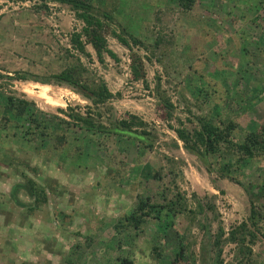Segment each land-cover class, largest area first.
Masks as SVG:
<instances>
[{"label": "rangeland", "instance_id": "obj_1", "mask_svg": "<svg viewBox=\"0 0 264 264\" xmlns=\"http://www.w3.org/2000/svg\"><path fill=\"white\" fill-rule=\"evenodd\" d=\"M93 1L111 14L115 33L122 27L148 46L156 38L163 41V54L159 46L150 48L151 55L133 48L149 58L143 60L148 89L131 81L128 50L112 35L106 34L105 41L115 59L103 54L99 63L85 45L88 60L69 44L70 33L83 27L72 12L52 2L41 8L39 0H0V115L5 116L7 97L25 100L39 121L48 122L51 115L62 119L55 129L66 138L65 149L47 158L25 142L29 121L0 132V264H119L121 256L131 264H158L149 256L150 246H163L161 259L171 261L180 243L194 254V264H217L209 245L218 227L224 233L219 264H233L236 243L225 238L230 228L247 223L250 207L263 219L255 241L245 239L244 244L252 264H264V163L245 167L239 183L208 174L168 128L191 129L201 115L213 124L230 118L248 130L264 122V0H196L188 11L171 0H104L105 6L103 0ZM75 58L85 67L82 76L88 84H103L109 98L94 104L70 87L30 80L57 73ZM242 59L247 73L240 67ZM16 73L26 74V80L8 78ZM198 76L214 79L212 90L222 86L226 94L220 88L222 94L209 95L205 102L202 92L196 94L203 86ZM156 84L172 104L169 119L153 90ZM96 111L102 112V123L137 117L153 132L151 151L141 153L123 137L78 131L66 117ZM173 141L178 148L171 146ZM103 152L109 158L102 159ZM163 156L178 161L176 168ZM116 167L117 174L107 176L106 169ZM25 179L46 193V204L32 212L17 205L10 193ZM162 189L167 197L179 193L195 215H175L166 228L158 221L162 215L154 219L155 208L141 231L122 229L115 235L117 218L133 211L140 198L155 200ZM16 198L27 201L21 192ZM196 201L203 212L196 211ZM201 248L204 259L198 255Z\"/></svg>", "mask_w": 264, "mask_h": 264}, {"label": "trees", "instance_id": "obj_2", "mask_svg": "<svg viewBox=\"0 0 264 264\" xmlns=\"http://www.w3.org/2000/svg\"><path fill=\"white\" fill-rule=\"evenodd\" d=\"M41 2L40 7L45 8V2L56 3L68 11L72 12L74 17L79 20L83 27L80 33L72 32L69 35V44L71 48L78 54L83 55L84 58H90L89 53L85 50V45H89L95 54V58L99 63H102V55L107 54L110 58L115 59L112 54L106 48L105 35L110 34L116 40L128 50V72L130 79L133 82H140L144 89H148V84L145 80V68L143 60H149L146 56L142 57L133 48H142L148 54H152L150 48L159 46L160 52L165 53V47L163 41L160 38H156L153 45L144 44V40L130 35L124 28L120 27L118 33H115L109 26L112 19L111 14L105 9H101L95 6L93 0H39ZM174 1L182 11H188L192 8L196 0H171ZM105 6L106 1H102ZM102 5V6H103ZM264 8V5H263ZM83 37V40L81 39ZM149 48V49H148ZM72 56V55H71ZM70 56V57H71ZM246 59V58H245ZM247 60V59H246ZM248 62V61H246ZM243 63L241 60L240 65ZM242 70L246 72L244 68L245 63L242 64ZM248 66V63H246ZM85 67L79 62L77 58L74 59L72 65H67L65 68L57 73H53L46 77L32 76L30 80L40 84L53 83L55 85H63L70 87L80 96L90 100L94 104L101 103L104 99L109 98V93L105 91L103 84L89 85L85 78L82 76L85 73ZM216 70V69H215ZM217 72L221 70H216ZM247 73V72H246ZM243 74V73H242ZM14 77H8L9 79L24 81L27 75L24 73H16ZM1 77V75H0ZM6 77V76H5ZM244 76L241 75V79L244 81ZM203 86L201 89H197V95L204 97V101H208L209 95L221 93L220 88L225 92L221 86L218 90H212L211 82H216L214 79H208L206 77L198 76ZM91 83V82H90ZM246 83V81L244 82ZM154 92L156 93L158 101L161 102L163 109L166 112L167 118L171 117L172 104L169 99L164 96L163 91L159 90V86H154ZM210 90V93H209ZM239 93V91H236ZM259 92L262 93L260 90ZM259 92L256 95H259ZM118 96V94H117ZM6 108L5 116L0 115V132L5 134L13 124L16 125L18 121L27 120L30 122L32 129H28L24 132L26 135L25 142L32 143L33 152L45 155L49 158L53 154H57L65 149L66 138L57 133L60 128L55 129L58 123H63L62 119L55 115L50 116V121L41 122L38 120V116L35 117L32 114L33 111L28 110L30 103L16 99L14 97H7L3 104ZM74 112V111H73ZM66 114V117L72 122L78 131L93 135L94 137L108 138V137H123L127 140H131L135 143V147L139 152L143 153L151 151L154 144V135L152 130H147L146 125L141 123L137 117L133 115H127L126 119H117L115 122L102 123L100 121L102 112L96 111L92 115H80L78 113ZM196 125L191 129H185L183 127H172L168 125V128L174 133L176 139L180 142V148L188 155L194 157L204 168L205 171L210 174L214 172L219 178H225L229 181L239 183L240 178L243 177L245 167L247 168L253 164L264 163V122L257 124L252 130L240 127L230 118L219 120V123H211L205 116L201 115L196 117ZM135 128H138L135 129ZM173 148H178L176 142H172ZM105 152L102 154V159L109 158ZM163 156L166 163L176 168L178 161L173 158ZM120 167H116L114 171L106 169L107 176L117 174ZM157 170V169H156ZM151 172L152 178L155 176V180L159 178L157 171ZM169 191V190H168ZM21 192L26 196V202H20L16 198L17 193ZM13 201L21 208H25L27 212L37 210L40 206L46 204V193L43 187L36 185L30 179H25L24 182L15 183L10 189ZM158 198L137 200L133 211L129 214H124L117 218L116 222L112 225V230L116 234H119L120 230L131 229L133 231H141L144 226L154 218L153 214L155 208H157V215L154 219L158 220L160 215L163 216L158 221L164 223L165 227L169 222V219L180 213H187L195 215L191 211H187L184 205V201L179 193H173L167 197L165 190H161ZM264 197V195H263ZM160 200V201H159ZM210 208V207H209ZM202 206L196 201V211L203 212ZM263 219V215L255 211L250 207L247 217V223L242 222L238 226L232 227L227 233L225 241L236 243V254L234 255L233 264H252L250 260L251 250L246 247V243L255 241L256 235L254 231H259V221ZM170 224V223H168ZM169 225H167L168 227ZM166 227V228H167ZM207 228V227H206ZM205 229V228H204ZM206 235L208 231H205ZM224 235L221 228H217L216 236L209 245L210 248L215 251V263L219 264L218 260L220 253L219 240ZM116 238V237H115ZM163 246H150L149 256L154 258L158 264H194L195 257L191 251H188V247L184 243H180L179 247L173 249L172 254L174 258L172 260L165 261L161 259ZM203 248V245H202ZM201 248V253L198 255L200 259H204L206 252ZM206 248V247H205ZM185 258V260H183ZM119 264H131L130 260L126 257H118ZM66 264H73L71 260H67Z\"/></svg>", "mask_w": 264, "mask_h": 264}]
</instances>
